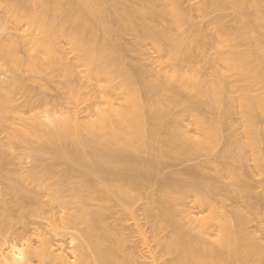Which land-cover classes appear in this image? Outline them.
Returning <instances> with one entry per match:
<instances>
[{
    "label": "bare ground",
    "instance_id": "6f19581e",
    "mask_svg": "<svg viewBox=\"0 0 264 264\" xmlns=\"http://www.w3.org/2000/svg\"><path fill=\"white\" fill-rule=\"evenodd\" d=\"M261 6L264 0H205L203 11L233 10L232 26L215 21L222 26L215 45L185 28L190 18L180 0H0V72L12 74L0 79V125L17 120L7 128V141L0 142V264H143L144 255L129 245L123 225L114 228L108 222L134 218L143 198L149 200L143 208L152 221L149 240L159 250L147 252H158L149 256L150 264H264ZM125 32L151 43L159 68L165 69L158 79L149 82L130 69L122 47ZM61 38L69 41L83 76L58 46ZM218 62L235 73L238 88L222 78ZM22 63L29 72L62 75L70 99L82 88L68 78L79 76L86 89L105 79L97 95L103 108H90L94 116L87 115L86 121L77 112L64 115L58 108L57 113L62 100L51 104L43 96L34 98L28 83L33 78L28 81L19 73ZM114 77L124 91L118 103L109 99ZM182 90L192 94L193 103L174 112ZM17 94L24 96L23 105ZM92 98L88 102L94 103ZM233 100L244 121L242 141L222 136L234 113ZM36 105L44 107L41 114L33 113ZM183 114L190 115L195 134L180 127ZM32 140L40 145L34 148ZM22 144L31 152L48 153L52 161L34 154L35 166L20 172L14 154L3 148ZM249 152L254 170L263 176L255 182L260 194L248 179ZM198 156L204 159L179 174L159 183L154 179L166 159L182 162ZM33 219L47 220L40 224H47L53 238L33 229ZM55 238L61 241L57 249L51 245Z\"/></svg>",
    "mask_w": 264,
    "mask_h": 264
},
{
    "label": "rangeland",
    "instance_id": "374dc122",
    "mask_svg": "<svg viewBox=\"0 0 264 264\" xmlns=\"http://www.w3.org/2000/svg\"><path fill=\"white\" fill-rule=\"evenodd\" d=\"M204 1L205 0H180V6L184 9V11L186 12V14L190 18V23H189L188 26H185V28L186 29H191L194 32L199 33L200 35H202L206 39L211 40L213 42V44L216 45L217 40H218L217 37H216V34L219 33L220 28L222 26H224V27H226V26L230 27V26L233 25V23L231 21V15L233 13V10L232 9H225V10L219 11V10H215V9H208L206 11H203L202 9H203V5H204ZM249 1L250 0H241V2H243V3H247ZM157 6H158V8H161V7H164L165 4H163V3H157ZM262 9L264 11V6H261V10ZM217 20H219V21L221 20L220 22H221L222 26L214 25L215 24V21H217ZM183 31H184V29H181V32H183ZM121 37H122L121 38L122 39V47L128 52V55H127V58L128 59L127 60H129L132 63L130 69H132L134 72L139 73L140 76H143L149 82H152V81L158 79V77H160L158 75H163V73L165 72V69L159 68V66L157 64V58H158L157 53L154 51V49H153V47H152V45H151L150 42L144 41V42L141 43L139 41V37H136V35H134V34H132L130 32H125ZM59 41H61V42H60V44L58 46L59 47L60 46L62 47L61 50L62 51L64 50V54L65 55L67 54L66 55L67 60L69 59L71 62H73V65H76L75 64V61L76 60H74L75 59V54H73L74 52H71L73 50H70L72 47L69 44V41L66 38H61ZM218 48H222V47H218ZM227 50L228 49L226 47H223L222 48V51H224V53H227ZM211 51L212 50L208 51L209 53L207 52V55L208 56L210 54H212V53H213V55H215L214 51L213 52H211ZM21 56L23 57L22 54H21ZM210 56H211L210 58H212V55H210ZM76 68H77V70H76ZM76 68H75V71H78L79 74H80V76H83V71H84L83 68H81V67L78 68L77 65H76ZM217 70L222 74V78L228 83L229 86L233 87L234 89H236V88H238V86H240V83H238V80H237V78L235 76V73L234 72L227 71L225 69V66L222 63L218 62V64H217ZM21 71H23V72H21ZM1 72H0V79L1 80L2 79H5V77L6 78L7 77L9 78L12 75V74H9L7 71H5L4 74H7L5 76ZM206 72L207 73L211 72V69H207ZM19 73H20L21 76H22V74H24L22 76V78H25V79L26 78L27 79L28 78H31V79L33 78L32 79L33 82H32L31 79H28V81L31 80L28 83H30L31 95L33 93V96H36L34 98H37L39 96H41V98H42V96H43V99H45L46 101L51 99L50 101L52 103L50 101H48V103L50 102L51 104H54L55 102L56 103L57 102H60L62 100L60 106L57 107V110H56L57 113H61L62 112L61 114L66 115L69 112L68 115H71L72 112H77V115H76V113H75V115L79 117V120L81 119V121H86L89 118H93L94 115L92 116V113H94L97 104L100 105V107L97 106V108H101V107L103 108V106H104V104H102L103 103L102 99L99 100L101 97H99V96L97 97V95L102 94L103 87L107 84L106 80L103 79V78L100 79V81L98 82V84L96 86H94L93 88H90L91 90L94 89L92 92H94V94H96V96H94L93 94H91V91H90V89L88 87L87 88L89 90L86 89V85H84V83L81 82L82 81L81 78H80L81 79V81H80L79 76L78 77H75V78L71 77L72 79H69L68 78L67 80L69 82H71L72 85H75L76 84V86H75L76 88H77V86H80V85H81L80 88H82V89H80V91L78 90L79 92L76 93L77 96H75L74 99H70L67 91H65L66 90L65 87H63L64 83L63 84L61 83V81L64 82L63 77H61L62 75L60 76V75H57L56 74L57 76H54L55 73L53 74V73H50L49 71L47 72L48 75H46V76L44 75V73H37L36 74V72H32V71L29 72V71L26 70L25 63H22L19 66ZM8 74H9V76H8ZM51 74H53V75H51ZM25 75H26V77H25ZM50 75H51V77H50ZM43 76H45V77H43ZM34 81H35V83H34ZM83 85L85 86V90H84V86ZM110 85H112V88L114 89V92L109 97L110 102H112V103H118L119 102L118 100H121L122 99L123 92H124L123 90H120L121 81L119 80V78L114 77L112 79ZM78 89H79V87H78ZM237 92L236 93H233L232 96L233 97H236L237 96ZM38 93H39V95H38ZM180 93H181L180 94V105H179V107H177V108H175L173 110L174 112H180V111H182L183 110V107L186 104H191V103H193V100H194L193 99V96H192V94L190 92H187V91L182 90ZM66 94H67V96H66ZM88 94L90 96L88 97V100H87L86 97L88 96ZM254 94H256V93H254ZM17 95H16L15 99L18 98V100L16 99L17 102L19 104L20 103L22 104L23 101H25L24 96L22 94H17ZM19 96L20 97L22 96L23 99H21L22 97L19 98ZM48 96H50V97H48ZM92 96L94 97V99L92 98ZM51 97H53V98H51ZM90 97L94 100V103H92L91 100H90L91 103L88 102ZM95 97H96V99H95ZM19 100H20V102H19ZM100 101H101V103H100ZM164 102L167 103V101H164ZM50 103H49V105H50ZM89 104L90 105L92 104V105L89 106ZM101 104L103 106H101ZM87 105L89 106V108H87L88 107ZM50 106H52V105H50ZM39 107H41V108H39ZM39 107L36 105V107H34L33 109H36V108L37 109L36 110H33L34 111L33 113L41 114L40 112L43 111V108L44 107H42L41 105H39ZM94 107H95V109H94ZM232 107H233L234 113L230 116L231 119H229L227 121V124H228L229 127L223 130V132H222L223 135L222 136H224V135L226 136V135H230L231 134L232 136L237 137L236 139H240L241 138L243 140L244 139V136H243L242 133H243V128H244V125H243L244 124L243 123L244 121L242 120V117L239 114V111H238V103H237L236 100H233ZM58 108L61 109V112H59L60 110H58ZM90 108H91V110L93 109L94 111H91V110L89 111ZM85 109L88 110V111H86ZM199 109L201 110V112H204L203 107H200ZM63 111L65 113H63ZM78 112H79V114H78ZM89 112H91L90 115H89ZM87 115L89 116V118H85V117H88ZM24 116L26 117L28 115H24ZM90 116H92V117H90ZM165 119L167 120V118H165ZM191 120L192 119H191V117H190L189 114H183L182 115V118L180 120V127L184 128V129H186L188 131L190 130V134L193 135L192 133L195 134L196 131L194 130V128H192L193 126H191L192 125L191 124ZM15 122H17V120L9 121V122L4 123L3 125H0V142L2 140H3L2 142H4V143H5V141H7V138H8V132L7 131H9L10 127H12L10 124L13 123L12 124L13 126L17 124ZM7 128H9V129H7ZM2 129H3L4 132L2 131ZM5 130H6V132H5ZM4 138H6V140H4ZM31 143H32L31 145L34 148H37L40 145L37 140H32ZM218 143L219 144L217 146V149L220 148V146L223 143V140H220ZM6 147H8V146H4L3 149L4 150L5 149L6 150L8 149L7 151L10 152V153L9 152L8 153L9 154H12L13 153L14 156L16 157V167H17V165L19 166L18 169H20V172H24V170L26 171L27 169L31 168L32 166H35L34 165L35 162H34V160L32 158V156L34 154L35 155L42 156L41 157L42 160L45 161L46 163H49V162L52 161V158H51V156L48 153H44L43 154L41 152H31L23 144L22 145H16L14 148H10L11 150H9V147L8 148H6ZM248 155H249V157H248ZM248 155H247V159H248V168H247V171L249 172L248 173V179L251 178L249 181L251 183H253L254 185H256V184L258 185V183L255 184V182H260V180L262 182L263 176H261L258 173V171H255L257 168H255L256 166H254V163L253 162L251 163V160H252V157H250V156H252L251 155V152H249ZM201 157H203V156H200V157L198 156L196 159L194 158V160L189 159V161H187V159H186V161H182V162L176 161V160H174L172 158L171 159H166L165 160V163H164V166L161 168L160 172H158V174H156L157 176H155L156 178H154V179L156 180L157 183H159V181L160 182H163V181L166 180V178L168 176L173 175V174H176L177 175L182 170H185L186 167L188 168V167H192V165H195L196 163L198 164L201 160L204 159V158H201ZM200 158H201V160H200ZM182 159H184V158H182ZM198 160H199V162H198ZM21 170H23V171H21ZM61 170H62L61 167H59V168L57 167V171H61ZM0 182H1V179H0ZM260 183H259L258 186L255 187V188H257V189H255V192L257 194L258 193L260 194V192L262 191V188L260 186ZM152 190H154L153 187L151 189H148V190L146 189L147 194L148 193L150 194L152 192ZM146 191L144 192V194L146 193ZM44 198L42 200H46V198L45 199ZM145 199L143 198L141 201H139V203L137 202V204L135 206V209H134L135 210L134 211V218L130 219L131 217L128 218V216H126L127 217V220H125L123 223L117 222V220H112V219H110L108 222L114 228L118 227L119 224L123 225V229H124L123 231L124 232H122V233H124V235H127L128 238H129V240H130V242L132 243V244H130V242H129V245H132V246L134 245L133 248L135 247L136 250H137V252L134 250L135 253L138 254L139 253L138 251H140V253L142 255H144V256L146 255L145 257L144 256L140 257V253L138 255L140 257V259H142V260L145 258L143 260L144 262L142 261L143 264H148V263L150 264V262H151L152 259L149 256H152V255H155L156 256L158 254L159 250L157 249L156 245L154 247V241L153 240H149V238L151 239V236H152V234H151V225L149 226V224H151L152 221H151V218H150V220H148V218L146 219V217H145V211H143L145 209L144 208V205L146 204L147 201L149 202V200H147V199L145 200ZM41 220L40 219H38V220L35 219V221H34V219H33V222H36L37 221L36 222L37 224L36 223H33L31 225L33 227V229L35 227L37 229L39 228L38 229V232H41L42 234H46V236L48 234H51L52 232H47V231H49V229L46 226L47 224L44 223V222H47V220H42V221H44L43 222L44 224H42V225L40 224L42 222ZM146 220H148L147 223H146ZM40 225H41V227H40ZM32 227H30V228L32 229ZM33 229L31 231H34ZM162 233H164V232H162ZM162 233H160V234L162 235ZM140 234H141V236H140ZM165 234H163V235H165ZM51 235H48L47 237H50ZM161 235H159V237ZM32 236H33L32 233L29 232L30 239L34 238V236L33 237ZM141 239L143 241H141ZM144 239L147 240V242L144 241ZM58 240H59V238H57V239L55 238L54 240H51V242H52L51 245L53 246L52 248H56L57 245L60 244L61 241H58ZM35 242L36 241H34V243ZM31 243L34 244L33 241ZM54 243H55L56 246L54 245ZM143 243H145L146 246ZM64 244L65 245L62 246V250H63V252L65 254L68 251V246L66 245V243H64ZM34 245L36 246V244H34ZM148 247H150V248H148ZM152 248L158 250L157 254H153V253H156V251L154 252V249H152ZM150 251L153 252V253L152 254H149ZM147 252H149V253H147ZM161 258H162L161 260H163V261H165L167 259V257H161ZM159 262H162V261H160V259H159Z\"/></svg>",
    "mask_w": 264,
    "mask_h": 264
}]
</instances>
